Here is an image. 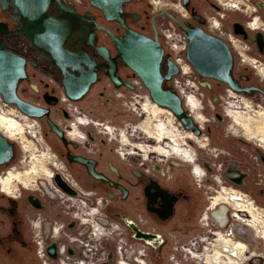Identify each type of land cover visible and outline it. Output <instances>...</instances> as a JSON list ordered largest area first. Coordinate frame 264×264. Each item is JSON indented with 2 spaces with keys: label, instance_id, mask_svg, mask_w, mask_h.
Instances as JSON below:
<instances>
[{
  "label": "flooded vegetation",
  "instance_id": "obj_1",
  "mask_svg": "<svg viewBox=\"0 0 264 264\" xmlns=\"http://www.w3.org/2000/svg\"><path fill=\"white\" fill-rule=\"evenodd\" d=\"M13 1L14 0H0V39L4 40L5 48L12 50L27 59L28 78L20 81L18 94L21 98L38 106L46 107L50 110V115L41 119L45 120V123L48 125L50 132L55 134L61 142V147L58 150V157L62 158L63 165L62 169L60 171H57V173L60 174L61 177L68 183V185L75 190L76 194L66 192L55 183L54 176L56 174V171L48 169L46 167V164L42 162L43 158H47V156H45L44 154L43 156L34 158L31 161L33 168L29 172H21V174L17 175L15 178L7 177L5 179V182L4 178L8 174L6 176H3L0 180V191L7 195L5 199L8 200V204H0V211L4 214H7V221H9L7 224L6 222H0V246L5 244L6 241L10 242L11 244L22 241L24 244L25 242L22 238L23 230L21 229V227L26 223L27 220L32 221L31 215L33 217L37 216L36 213L30 215L25 214L21 211V200L17 197H14L17 190L16 183H20L25 189L32 190L36 185L34 184L35 180L39 177H43L45 178V180H41V187L44 188L46 190V193L50 196L53 197L54 195H57L60 198L59 204L63 208L62 212L58 214V217L60 219H66L67 215L69 214L76 217L77 221L79 220L80 223H85V225H87V223H91L90 225H88L89 231L87 234H81L80 236H74L72 234L68 236V239L71 243H76L78 244V246L83 248L84 246H92V250H95V253L93 251L90 253L91 250L87 249L91 255L89 253L83 255L81 254V257L78 260L72 259L71 255H75L77 251H73V247L70 246V244L64 242L65 239L63 238V233L66 234V231L64 232L61 230V234L57 238L59 240L55 241V244L57 246H65V252L59 254L57 253L58 257L66 258L68 261L74 264H98V262H100L102 258L99 260H94L92 255L99 254L100 252H102V250H104L101 248V244H103V241H112V239H110L109 237L114 234L113 228L116 227H114V224L106 226L107 223L105 222V220L99 217L100 214H90L92 208H98L99 213L101 208L99 201L97 206H95L97 202V192L93 193L91 191H86L81 188L80 185L75 181L76 178L81 177V175H79V173H81L85 177H87V179L91 181H99L102 186L106 187L105 191L107 192L111 200H128L133 196V191L136 189L138 190V195L134 197L140 209L138 219H127L125 220V222L129 227L134 228L135 233H137V235L140 236L145 243H151V245L155 246L162 244L164 246L165 243L168 242L169 238L172 237L171 239H173L174 241V249L176 251L188 250V253H191L193 257L201 261V264H204V261L205 264H219L214 259H208L214 255L215 248L217 249L219 248V246H224L225 248L229 247V240L225 238L222 233H220L219 239L216 240V245L214 248L213 241L215 240V237L212 235H215V231L213 229L211 230V232H214L212 235H210L208 234V228L205 230H198L199 228H194L187 224V222H189L192 218V212L191 208H189L191 197L185 188L178 186L168 187L165 185L162 178L150 176L149 174H146L140 170H133L132 174L135 177L134 182H128L124 179H121V172L119 168L114 165L111 160L103 161L100 158L99 154H101V148L98 143L92 141H88L84 144L82 143V141L86 140L88 135H92L93 131H90L86 128L82 130L79 125L86 126L90 123L99 126L103 125L104 130L109 133H113L114 129L111 127V130H109L107 128V124L99 121L97 122L93 118L92 112L82 107L80 103L90 94L96 84L104 80H107L109 82V90L110 88L115 90L127 88L135 90L139 88L138 85H142L143 87H145L142 80L130 67H128L124 63V61L120 57L119 50L110 32H112L117 37H122L127 33L126 27H129L138 31L139 33L145 34L150 37H155V29H157L160 42L164 46L166 53L169 54L170 58L172 59L171 54L166 49L162 39L163 34L161 31V27L166 23L161 25L158 20L165 17L166 19H168V21L174 22L183 34L184 31L178 25V23L167 13H171L183 23L189 22L195 24L199 23L194 14H199L204 19V23L201 24L203 29L207 33L216 37L218 36L210 30L209 18H211V16L213 15H218L223 19V25L225 27L231 28L235 34L244 37L243 34L235 32V23H240L248 32V38H244L257 44V42L255 41V35L259 31H252V29L247 26V22L253 18V15H246L241 12L228 11L216 0H201L199 3L198 1H196L197 5H195L194 0H190L188 6H185L183 0H181L182 5L187 12L186 15H183L181 12H179L180 14H178V10L173 7L160 9L157 12H154L151 16L146 17L145 22L141 24V26H138L136 24L142 21L144 17L142 14L131 10L128 6L134 2H140L142 0H133L131 2L125 3L124 11L120 13L123 22L117 19H108L105 11H103L99 7L94 6L90 2V0H84L85 6L77 5L74 0H54L50 10L48 11V16L55 21L56 26L61 27L62 23L64 25L68 24L73 32L72 36L65 37L67 48L70 51L78 54L80 59H84V53H87L88 57L94 61L93 62L89 60V64H80L77 62L57 63L52 58L51 48H53V45L51 44V40L48 37H46L45 39H41L32 34V36L35 37V39L38 41L37 44H35L32 40L27 38V34L20 33L22 31L26 32V28L29 25L34 24V21L20 11H17L16 8L12 6ZM172 1L175 2L176 0ZM149 3L151 5V0H149ZM256 3V0H249V4L256 5ZM68 5H71L74 8L75 12L80 16H78L75 12H71L68 8ZM223 10L225 11V15L221 16L220 11ZM233 16L240 17L233 18ZM41 19L44 21L46 20L43 18ZM111 24H114V27ZM255 26H257L256 23L253 25V28H255ZM47 41H49L50 43H47ZM98 47H106L108 49L107 58L101 54V52L98 50ZM233 55L234 67L232 74L237 81L244 85V82L250 81L251 76L247 72L240 73L235 71L236 56L234 52ZM31 69H33L32 74L30 72ZM92 71L96 73V81L89 86L87 93L79 100L71 99L66 94V90L64 87L65 83H71L72 79H76L81 76L84 77V80L85 78L87 80V76H90V72ZM112 71H114L115 76L119 77L121 86L117 87L115 82L112 80ZM35 79H39L41 87L38 85V81H34ZM172 80L173 78L167 81V84L174 90H176L172 85ZM210 80L212 79H204L200 76L197 79V81L200 82L201 85L204 83L207 86H211ZM24 82L26 84L22 86ZM129 84L132 86H129ZM262 88L264 89V87ZM228 93L230 95V98H237L235 92L229 90ZM121 95H123V93L121 92L117 94V96ZM183 95L191 115H193L196 121L200 123L202 128L203 123L207 122L208 118H206V116L199 111L201 108L199 98L193 91H187ZM136 97H141V95L137 93ZM136 97L135 99H137ZM151 102L154 103L153 101ZM237 102L238 101L236 100L231 101V111H228V115L233 118L238 126L240 125L245 130V133L248 134L247 138H255V135H252L251 131L258 133L262 132L264 134V132L261 131L264 130V112H258L251 109H245V111L237 109L234 110L233 108L238 107L239 105L237 104ZM59 104H61L63 107V114L61 115L60 119H57L56 116L58 113L55 112L54 107L58 106ZM143 104L140 105V110L141 113L147 115V117L140 122L144 123L142 124V127L148 129L149 133L152 135H149L148 133L143 131H139L146 139L144 140L143 137V140L137 142H140L147 146L157 145L156 152L166 154L168 155V158H177L180 160H184L185 162H188L190 164L194 163L195 169L193 172L196 173L198 179L202 180L203 177L209 175V172L211 170L210 165L206 164V166H204L202 163H200L202 154L200 157L195 148L191 149L193 147L191 146V144H193L192 142L199 145L200 148L207 147L208 142L205 139L201 141L199 138L200 136H196L192 132H188L187 135H185L184 132H182L179 128L180 122H178V125H176V120L172 112L169 109L163 108L156 103L154 104H156L159 109L168 110L172 114L173 126L171 127L173 128L174 126H178V130L180 131V133L174 135L172 129L169 130L168 127L166 129L165 126H162V123H165L161 119V121L158 122L154 127V117L149 109H145L143 107ZM14 106L18 109L16 105ZM75 106L76 109H74ZM82 113H86V118L83 117ZM251 115H253L254 118L248 119ZM49 118L53 120L63 131V139L50 129V126L48 124ZM72 118L75 121H73V123H70V119ZM80 119H83L84 121H86V123L80 121ZM0 121H2L3 123L1 124H4L6 127L4 128L0 126V129H2L3 132L10 138L14 139L16 135H20L21 138L25 137V126L20 122L16 120H11V122H9L8 119L6 121V118L3 116L0 118ZM4 121L6 122V124L4 123ZM68 127L72 129L69 130ZM246 128L249 130H246ZM153 133L157 134L158 139H161L163 136L164 137L162 140H158L157 138L153 137ZM160 143L167 146L172 143L174 155H170V152L164 150ZM139 146L144 148L145 151L149 150L144 145ZM119 152L121 155H127V153L130 154L131 151L129 148H122ZM146 154L157 153L143 152L144 158L148 159L150 155L146 156ZM157 155L161 156L159 154ZM204 167L207 169L208 173ZM76 171L79 172L77 176L74 174ZM63 173H67L71 181L66 180L63 176ZM96 173L100 174L101 177L95 176ZM241 174L242 173L240 171V168L236 164L231 165V167L227 171V175H231V179H234L235 181L239 180L240 177L242 178ZM112 175H115L116 178H114ZM23 176L25 177L22 180ZM220 177L223 178L222 176ZM13 179H17L19 181L13 182ZM46 179L49 183L46 182ZM214 180L217 181V184H220L219 189L215 190V195L210 197V205L205 211L206 213H203L205 219L203 220V214H201L199 216V223L202 225L211 224L215 221L212 213L214 211L220 210V208L217 209L218 207L226 205L227 207L230 206V208L232 209V213H228V216L232 217L231 220L237 221V225L234 224V222L232 223V232L234 234L235 230H239V228L241 227L239 226V223L242 222H244L248 226L256 228L258 231L257 225L260 221L259 218L261 217V215L253 205V203L249 201L244 194L237 192L232 188L225 187L223 184L221 186L219 178L215 177ZM51 189H53V191ZM112 190H114L115 193L112 192ZM54 192H56L57 194H55ZM28 200L31 207L33 208V211L41 209L43 210V208H45L44 201H42V199H40V197L35 194H30L28 196ZM67 208L69 210H67ZM82 217H84V220H82ZM48 218L53 221V217L46 216L44 217L45 221L47 220V222H45V226L44 224H42V219L36 224H40L42 229L45 228L46 230H48V226H52L54 222L56 225L59 224L58 220L52 223L50 222V220H48ZM71 221L72 220H70V222ZM94 221L98 223L97 228L96 226H92V223H95ZM203 221L206 222L203 223ZM70 222H67L69 227L73 225L72 223H74L75 221L71 223ZM65 225L66 223L63 222L59 226H61V229H63ZM116 225L118 224L116 223ZM101 228L104 229V232L101 234L98 241L97 239H89V236L86 237L90 232H93L94 229L99 230ZM220 229L221 230L219 231L225 232L224 230H222V228ZM118 230L122 229L120 228ZM47 233L52 234L48 231ZM237 234L241 233L238 231ZM231 236L232 235H230V238L233 241H236ZM261 236L264 238V229ZM244 237H246V239L249 238L247 236ZM239 241L240 240H237L236 242ZM240 242L246 245V251L240 253L241 248H243L241 245L237 248L236 252L240 253V257L238 258L237 263L234 261V258H230V256L228 255L223 254L225 257L221 256V251L217 252L215 258L226 259L227 261L224 264H245L246 261L250 259V257L255 256L256 254L255 251H248V246L245 242ZM37 243L40 244V248H46L48 244H51L53 242L45 241L42 238V240L37 241ZM127 245V243H125V245H120L121 249L120 255L118 253L117 264H119V260L125 261L127 262V264H150V262L145 258L146 253L140 251L137 253V256H135L131 249L125 250V247H127ZM8 250L10 251V248H8ZM231 250L234 251V248H232ZM185 255V253H175L173 258L181 260L185 257ZM247 256L249 259L247 258ZM139 260H143L142 263L139 262ZM121 264L124 263L121 262Z\"/></svg>",
  "mask_w": 264,
  "mask_h": 264
},
{
  "label": "rangeland",
  "instance_id": "obj_2",
  "mask_svg": "<svg viewBox=\"0 0 264 264\" xmlns=\"http://www.w3.org/2000/svg\"><path fill=\"white\" fill-rule=\"evenodd\" d=\"M194 1L195 5H197L196 1L199 3L201 0ZM256 1L264 3V0ZM128 7L143 15L144 19L136 24L138 26H141V24L145 22V18L151 16L155 9L154 5H150L149 0L134 2ZM260 12L264 14V7L260 9ZM177 13L180 14L179 11H177ZM238 17L233 16V18ZM167 21L168 19L165 17L158 20L161 25L164 23L167 24ZM111 25L114 27V24ZM249 68L247 73L250 74L251 79L248 82H244V85H258L264 87V82L260 79L259 72L251 67ZM30 72L32 74L33 69H31ZM191 76L193 77L192 79H198L199 77L194 68ZM34 81H38L37 83L41 87L39 79H35ZM210 82L211 86H203L197 81L196 87L193 89L200 100V113L208 118V121L202 125L203 134L199 137L201 141L205 139L208 142L207 147L200 148L199 145L194 142L191 144V146H193L191 149L195 148L200 157L202 154L200 163L204 166H206V164L210 165L211 170L208 178L204 181H199L193 175L192 169L194 168V163L190 164L184 160L158 156L157 154H148L150 157L145 159L143 152L135 149L133 146L124 144L120 140L119 133L121 132H125L132 142L146 139L135 127L138 122L147 117V115L142 114L140 110V105L145 102V97L150 96L146 86L143 87L142 85H138L139 88L135 90L130 88L116 90L110 88L109 90L110 86L107 80L96 84L80 105L91 111L93 118L97 122L99 121L111 125L114 132L109 133L105 131L103 125L99 126L93 123L86 126L79 125L82 130L86 128L93 131L92 135H88L86 140L82 141V143L84 144L88 141L98 143L101 148V154H99L100 158L103 161L111 160L113 164L119 168L121 179L134 182L135 177L132 172L133 170H140L150 176L162 178L165 185L168 187L178 186L185 188L191 197L189 208H191L192 212V218L187 224L194 228H199L198 230H205L208 228V234L210 235H212L214 231L220 230V226L217 222H212L209 225H202L199 223V216L207 210L211 201L210 197L214 196L216 193L215 190L219 189L220 184H217L214 177L222 176L226 181L225 186H232L245 193L249 201L254 200L260 211L261 217L257 225L258 231L256 228L242 222L239 223V226L242 228L240 227L238 230L241 234L235 233L234 236L237 240L247 244L249 252L255 251L257 254L252 259L247 260L245 264H264V259L262 258V256H264V238L261 236L264 229V147L259 144L257 138H247L248 134L245 133V130L240 125L238 126L233 118L228 115V107L231 105V101L234 100L238 101L237 104H239L241 109L246 108L245 102L248 101L253 110L264 111V95L259 92L251 94L237 93V98H230L228 90L231 89L226 84L214 79L210 80ZM25 84L24 82L22 86ZM120 92L123 93V95L117 96ZM137 93L140 94L141 97L137 98ZM135 97L140 100L135 99ZM1 109L6 111L9 117L15 118L25 126V137L21 138L20 135H16L14 139L10 138L15 144L16 157L9 164L0 167V176H6L10 171H12L13 174L18 172H29L33 168L31 161L34 158L43 156V154L47 156L48 160L45 157L42 162L46 164L48 169L55 170L57 173L58 169L56 166L60 165L62 167L63 165L62 158L58 157V150L61 147V142L55 134L50 132L45 120L25 118L24 114L14 105H3L1 103L0 111ZM186 109H188L187 106ZM54 110L58 113L56 116L57 119H60L63 114L62 105L59 104L55 106ZM161 114V117L165 118V115L163 113ZM73 121H75L73 118L70 119V123H73ZM178 122L179 120L176 118V125H178ZM0 126L6 128L4 124L0 123ZM179 128L182 132H191L186 131L183 125ZM68 129L71 130L72 128L68 127ZM246 130L249 129L246 128ZM261 131L264 132V130ZM251 134L264 135L262 132L258 133L254 131H251ZM122 148H129L131 151L130 154L121 155L119 151ZM47 149H49L50 152ZM54 163L56 166H54ZM233 164H236L242 173V178H239L237 181H232L227 175V171ZM78 173L79 172L76 171L74 174L77 176ZM79 175H81V177L76 178L75 181L81 188L93 193L97 192V202L95 206H97L99 201L101 208L99 217L105 220L107 223L106 226L110 224L115 225L117 223L122 229L118 230L114 228V234L110 236L112 241H103L101 248L104 250L99 254L92 255L94 260L102 258L98 264L106 262V264H117L118 252L119 249H121L120 245H125V243L128 244L125 250L131 249L135 256H137V253L140 251L146 253L145 258L150 264H201V261L193 257L191 253H188V250L176 251L174 249V241L171 239L172 237L169 238L164 246L162 244L156 246L148 245L137 233H135L134 228L126 224L125 220L138 219V215L140 214L139 205L134 198L138 195L137 189L133 191V196L128 200H111L105 191L106 187L102 186L99 181H91L81 173H79ZM112 176L116 178L115 175ZM24 177L25 176H23L22 180ZM41 180H45V178H37L34 182L36 185L32 190L25 189L20 183H16L17 190L14 197L21 200V211L30 215L36 213L37 216L33 217L31 215L32 221L27 220L21 227L23 230L22 238L25 242L24 244L22 241L13 244L6 241L5 244L0 246V264H43L39 254L40 244L37 243V241H41L42 238L48 242L59 240L54 239L52 234L47 233V231L51 232V229L56 225L54 221L57 220L59 223L58 225H61L63 222L66 223L63 229H61L64 232L66 231V234L63 233L64 242L70 244V246L73 247V251H77L75 255H71L72 259L78 260L81 254H88V250H91L90 253L92 251L95 253V250H92V246H84L83 248L69 241V235L73 234L74 236H80L81 234H87L89 226L85 225V223H80L79 220L77 221L76 217L69 214L66 219H60L58 214L63 210L62 206L59 204L60 198L54 194H52L54 195L53 197L47 194L46 190L41 187ZM46 182L49 183L47 179ZM51 190L53 191V189ZM112 192L115 193L114 190H112ZM54 193L57 194L56 192ZM30 194H35L44 201L45 208H43V210L33 211L28 200ZM5 197H7V195L0 191V204H8V200H6ZM219 208L220 207L217 209ZM67 210L69 209L67 208ZM228 213H232L230 206H228ZM0 214V222H6L7 224L9 221H7V214L1 211ZM46 216L53 217V221L48 218L50 222H54L53 225L48 226V230L45 228H37L35 224L41 219L43 221L42 224L45 226L47 220L45 221L44 217ZM231 218L232 217L228 216V221L222 230L226 231L233 222L237 225V221L231 220ZM70 220H72L71 222H75L69 227L67 222H70ZM212 229L214 231L211 232ZM244 236L249 238L246 239ZM8 248H10V251ZM175 253H185L186 255L180 260L173 258ZM50 263L61 264L59 259L50 261Z\"/></svg>",
  "mask_w": 264,
  "mask_h": 264
},
{
  "label": "water",
  "instance_id": "obj_3",
  "mask_svg": "<svg viewBox=\"0 0 264 264\" xmlns=\"http://www.w3.org/2000/svg\"><path fill=\"white\" fill-rule=\"evenodd\" d=\"M131 1L133 0H90L94 6L105 11L108 19H117L121 22H123V19L120 13L124 11L125 3ZM53 2L54 0H14L12 6L34 21V24L26 28V32L22 31L20 33L27 34V38L35 44L38 41L32 34L41 39L48 37L53 45V48H51L52 58L57 63L77 62L80 64H89L93 60L88 57L87 53H84V59H80L78 54L67 48L65 37L72 36L73 33L70 26L68 24L64 25L62 22L61 27L56 26L55 21L48 16V11ZM183 2L185 6H188L190 0H183ZM68 8L71 12H75L71 5H68ZM167 14L184 31L188 39V46L185 52L186 59L192 65L198 76L204 79H214L222 82L231 90L238 93L251 94L259 92L264 95V89L262 87L258 85L244 86L234 78L232 74L234 67L232 50L222 39L207 33L203 29L201 26L204 23L202 16L196 13L194 14L199 23L195 24L189 22L183 23L171 13ZM41 18L46 20L44 21ZM126 28L127 33L122 37H117L110 32L124 63L142 80L149 90L153 102L169 109L186 130L192 131L196 136H202V128L189 110L186 109L182 96L167 84V81L180 73V68L170 58V55L166 53L158 37V30L155 29V37H150L132 28ZM235 32L241 33L245 38H248V32L240 23H235ZM255 41L258 44L259 50L264 53V34L260 31L257 32ZM50 42L47 41V43ZM98 50L107 58L108 49L106 47H98ZM90 74V76H87V80L86 78L84 80V77L81 76L72 79L71 83H65L66 94L71 99L79 100L87 93L89 86L96 81V73L92 71ZM27 78V59L5 48L4 40L0 39V94L3 101L7 104L16 105L23 114L30 118L41 119L49 116L50 110L48 108L38 106L19 96V83ZM111 78L117 87L121 86L119 77L115 76L114 71L111 72ZM202 85L205 86L206 84L203 83ZM129 86L132 85L129 84ZM48 124L53 132L58 134L62 139L64 138L63 131L50 118ZM15 155V144L0 131V167L12 162ZM95 176L101 177L98 173ZM54 181L66 192L76 194L75 190L68 185L60 174H55ZM48 252L51 256L56 257L57 251L55 244L48 247Z\"/></svg>",
  "mask_w": 264,
  "mask_h": 264
},
{
  "label": "built area",
  "instance_id": "obj_4",
  "mask_svg": "<svg viewBox=\"0 0 264 264\" xmlns=\"http://www.w3.org/2000/svg\"><path fill=\"white\" fill-rule=\"evenodd\" d=\"M220 3L226 10L233 12H241L246 15H253V18L247 22V26L250 29H255L254 31H262L264 33V14L260 12V9L264 7L263 2H257L256 5L249 4V0H216ZM74 2L79 6H85L84 0H74ZM151 5H154V12H157L160 9L165 8H175L183 15H186V10L183 7L181 0H176L173 2L172 0H151ZM225 11H220L221 16L225 15ZM256 23L257 28H253V24ZM210 30L215 33L218 37L224 40L233 50L236 56V72H247L249 67L255 69L259 72L260 79L264 82V53H262L257 44L246 40L241 35H237L234 31L223 25V19L218 15H213L209 18ZM161 31L163 34V43L166 49L170 52L172 59L179 66L180 73L175 75L172 80V85L177 90V92L182 96L183 93L193 89L192 87H196L197 78L192 79L191 73L193 72L192 65L186 59V49L188 46V40L186 36L180 31L177 25L168 21L167 24L162 25ZM188 67L189 72H184V67ZM0 103L3 105H8L3 101V98L0 94ZM71 104V103H70ZM76 109V106L74 107ZM83 117L86 118V113H82ZM36 120L35 118H33ZM182 127V124H180ZM63 176L66 180L71 181L70 177L67 173H63ZM242 176V174H241ZM2 176H0L1 178ZM241 179V177H240ZM206 213V212H205ZM204 213V214H205ZM203 214V218H204ZM219 225V224H218ZM220 226V225H219ZM221 228V227H220ZM215 231L214 233H216ZM147 243V242H146ZM55 244V242L48 244L47 247ZM56 245V244H55ZM148 245H151V243ZM40 248L39 254L44 257H49L52 259L58 258L52 257L48 254V248ZM57 253L65 252V246L56 245Z\"/></svg>",
  "mask_w": 264,
  "mask_h": 264
},
{
  "label": "bare ground",
  "instance_id": "obj_5",
  "mask_svg": "<svg viewBox=\"0 0 264 264\" xmlns=\"http://www.w3.org/2000/svg\"><path fill=\"white\" fill-rule=\"evenodd\" d=\"M179 10V9H178ZM180 11V10H179ZM255 24V23H254ZM253 24V25H254ZM257 26H255V28H256ZM255 29H252V31H254ZM190 69V68H189ZM189 69H188V67L186 66V67H184V70L185 71H189ZM193 89L195 88L194 86L192 87ZM193 89H191V90H189V92L191 91H193L195 94H196V92L193 90ZM229 91V90H228ZM230 91H233V90H230ZM233 92H235V91H233ZM236 94L235 95H237V93L238 92H235ZM184 94V93H183ZM229 94V93H228ZM197 96V95H196ZM182 98H184V95H182ZM150 97L149 96H147V97H145V102H144V104H143V107L145 108V109H149L150 111H151V113H152V115H153V117H154V120H155V123L153 122V126L155 127L156 125H157V123L158 122H160L161 120H163L164 121V123L165 124H163L162 123V126H165L166 127V129H167V127L169 128V130L170 129H172L173 130V132H174V135L175 134H177V133H180V131L178 130V126H174L173 128L171 127V126H173V124H172V114L168 111V110H164V109H159L158 107H157V105L156 104H154V103H152L150 100ZM184 101H185V98H184ZM238 103V102H237ZM1 104V103H0ZM245 104H246V110H249V109H251V110H253V108H252V106H251V104H250V102H248V101H246L245 102ZM185 105H186V102H185ZM187 106V105H186ZM162 107V106H161ZM188 107V106H187ZM248 107V108H247ZM163 108H165V107H163ZM233 108V107H232ZM234 110H243V111H245V109H241L240 108V106L238 105V107H234L233 108ZM188 110H189V108H188ZM228 111L230 112L231 111V106H229L228 107ZM255 111H257V110H255ZM262 111V110H261ZM260 110H258V112H261ZM190 112V111H189ZM262 112H264V111H262ZM161 113H163L164 115H165V118H162L161 117ZM4 117V116H8L7 114H6V111H4V110H2L1 109V111H0V118L1 117ZM24 116H26L25 114H24ZM28 119H29V117L28 116H26ZM25 117V118H26ZM175 117V116H174ZM6 118V121H7V119H8V121L9 122H11V120H16L15 118L13 119L12 117H5ZM171 118V119H170ZM254 118V116L253 115H251L248 119H253ZM161 119V120H160ZM175 120H176V118H175ZM17 121V120H16ZM80 121H83L84 123H86V121H84L83 119H80ZM0 123H3L2 121H0ZM4 123L6 124V122L4 121ZM142 124H144V123H138L137 125H136V128H137V130L138 131H143V132H146V133H148L149 135H152V134H150L149 133V130L148 129H145V128H143L142 127ZM160 124V123H159ZM181 124V123H180ZM199 124V123H198ZM107 128L109 129V130H111V126H107ZM2 132H3V130L2 129H0ZM186 131H188V130H186ZM192 132V131H191ZM4 133V132H3ZM5 134V133H4ZM184 134L185 135H187V132H184ZM9 137V136H8ZM119 137H120V140L124 143V144H126V145H130V146H133L135 149H137V150H139V151H141V152H145V153H157V154H159V155H161V156H165V157H168V155H166V154H161V153H159V152H156V150H157V148H156V146L157 145H155V146H147V145H145V144H142V143H140V142H132V140L129 138V136L125 133V132H121V133H119ZM153 137H155V138H157L158 139V137H157V134L155 133H153ZM164 137V136H163ZM163 137L161 138V139H158V140H162L163 139ZM165 137H170V136H165ZM10 138V137H9ZM255 138H257V140L259 141V144H261L262 145V147H264V135H255ZM161 144V146H162V148H164V150H167L168 152H170L171 154L170 155H174V152H173V149H172V143H170L169 144V146H167V145H163L162 143H160ZM139 145H144L145 147H147L149 150L148 151H145L144 150V148H142L141 146H139ZM191 148V147H190ZM48 151H49V149H47ZM50 152V151H49ZM148 154H146V156H147ZM199 158V157H198ZM54 165L56 166V164L54 163ZM57 167V169H58V171H60L61 169H62V167L59 165V166H56ZM205 168V167H204ZM194 169L195 168H193L192 169V173H193V175L195 176V178L196 179H198L197 178V176H196V173H194L193 171H194ZM206 169V168H205ZM206 171H207V169H206ZM207 173H208V171H207ZM21 174V172H18V173H16V174H13L12 173V171H10L9 173H8V175L4 178V182H5V179L8 177V178H15L17 175H20ZM3 177V176H2ZM2 177L0 178V180L2 179ZM215 177H217V178H219V180H220V183H221V186H222V184L225 186V183H226V181L223 179V178H221L220 176H215ZM215 177H214V179H215ZM208 178V175H206L205 177H203L202 178V180L201 179H198L199 181H204V180H206ZM229 178L231 179L232 178V176L231 175H229ZM21 180V179H20ZM232 181H235L234 179H231ZM19 180H17V179H13V182H18ZM225 187H227V186H225ZM228 188H232L233 190H235V191H237V192H240V193H242V194H244L245 196H246V194L245 193H243L242 191H240V190H238V189H235L234 187H228ZM247 197V196H246ZM251 202L253 203V205L256 207V209H257V211H259V209L257 208V206H256V204H255V202H254V200H251ZM260 212V211H259ZM90 214L92 215V214H96V215H98V214H100L99 213V210H98V208H96V207H94V208H92V210H91V212H90ZM212 215H213V217H214V219H215V223L217 222L219 225H220V227L221 228H224L225 227V224L227 223V221H228V207L226 206V205H222L221 207H220V210H217V211H214L213 213H212ZM205 218H203V220H204ZM82 220H84V217H82ZM95 222V221H94ZM206 221H203V223H205ZM91 224V223H90ZM90 224H88L87 223V225H90ZM36 225V227L37 228H42L41 227V225L40 224H35ZM100 225V224H99ZM92 226H96V228H97V226H98V223L97 222H95V223H92ZM114 227H116V228H118V229H120L119 228V224L118 225H114ZM114 229V228H113ZM232 229H233V224H231L230 225V227H229V229L228 230H226L225 232H222V231H217L216 233H215V235H214V237H215V240L213 241V245H214V248H215V245H216V240L217 239H219V235H220V233H222V235H224V237L225 238H227L228 240H229V242H228V245H229V247H224V246H219V248H215V250H214V255L211 257V258H209L208 260H210V259H214L215 261H217L219 264H224L227 260L226 259H216L215 257H216V254H217V252L218 251H221V253H220V255L221 256H224L223 254H225V255H228V256H230V258H234V261L237 263V260H238V258L240 257V253L241 252H245L246 251V245L245 244H243L242 242H236L237 241V239H236V237L234 236V233L232 232ZM221 230V229H220ZM228 231V232H227ZM104 232V229L103 228H101V229H94V231L93 232H90L86 237H88L89 239L90 238H92V239H94V240H96L97 239V241H98V239H99V237L101 236V234ZM237 230H235V233L237 234ZM51 233H52V237L54 238V239H57L59 236H60V234H61V226H59V225H55L54 226V228H52L51 229ZM230 235H232L231 237L232 238H234L236 241H233L231 238H230ZM109 238H111V237H109ZM242 246L243 248H241V251H240V253L239 252H236V250H237V248L239 247V246ZM232 248H234V251L233 250H231ZM61 253H63V252H61ZM119 254H120V249H119V252H118ZM255 254H256V252H255ZM257 255V254H256ZM255 255V256H256ZM259 255V254H258ZM255 256H252V257H250V259H252L253 257H255ZM225 257V256H224ZM41 258H42V261H43V264H51L50 263V261H55L56 259H59V261H60V263L61 264H74V263H71L70 261H68L66 258H56V259H52V258H49V257H44L42 254H41ZM248 258V257H247ZM262 258L264 259V256H262ZM249 259V258H248ZM142 261L143 260H139V262H141L142 263ZM121 262L122 263H124V264H127V262H125V261H122V260H119V264H121ZM264 263V262H263ZM88 264V263H87ZM204 264H205V261H204Z\"/></svg>",
  "mask_w": 264,
  "mask_h": 264
}]
</instances>
